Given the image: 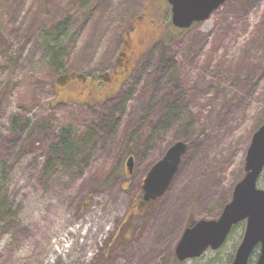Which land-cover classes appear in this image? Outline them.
<instances>
[{
  "label": "rangeland",
  "instance_id": "obj_1",
  "mask_svg": "<svg viewBox=\"0 0 264 264\" xmlns=\"http://www.w3.org/2000/svg\"><path fill=\"white\" fill-rule=\"evenodd\" d=\"M67 17L72 76L53 85L40 32ZM126 36L135 52L114 77ZM263 119L264 0H225L182 31L165 0H0V264H44L71 227L92 234L70 240L72 264H230L244 224L198 259L179 263L175 247L189 222L219 218ZM66 127L63 156L51 147ZM178 142L168 190L139 209L146 173Z\"/></svg>",
  "mask_w": 264,
  "mask_h": 264
},
{
  "label": "water",
  "instance_id": "obj_2",
  "mask_svg": "<svg viewBox=\"0 0 264 264\" xmlns=\"http://www.w3.org/2000/svg\"><path fill=\"white\" fill-rule=\"evenodd\" d=\"M170 6L171 23L181 30L194 23L206 21L225 0H166ZM189 146L175 143L156 162L142 182V209L162 197L178 172L181 159ZM133 159L127 161L131 172ZM264 169V119L252 136L246 152L244 176L235 185L231 201L223 208L217 220H201L186 228L175 247L178 262L201 257L208 249L217 251L226 241L233 226L245 221V232L231 264H247L252 251L259 246L256 264H264V190L257 181Z\"/></svg>",
  "mask_w": 264,
  "mask_h": 264
},
{
  "label": "trees",
  "instance_id": "obj_3",
  "mask_svg": "<svg viewBox=\"0 0 264 264\" xmlns=\"http://www.w3.org/2000/svg\"><path fill=\"white\" fill-rule=\"evenodd\" d=\"M140 27V29H139ZM130 29H132L133 35L135 33H139L141 31V24L139 21L130 26ZM71 18L67 17L65 19H61L58 22L51 24L48 26L46 29H43L40 32V37L43 40V47L45 50V56H46V63H47V68L51 72L59 73L55 77V81L53 85H61L62 82L67 81L68 79L71 78V74L67 72V70L64 69V58L66 57L67 54V49L69 48L70 43L72 42L73 39V33L71 31ZM124 34H127V31H125ZM132 37V36H131ZM132 39L128 40V45L125 44V47L123 49L128 52L127 58L124 56L122 57V53L124 50L122 49L119 53V56L116 59V64H115V70H119L117 73L120 75L123 69H120L119 65L127 64L129 61L132 59L131 54L133 55L134 48L133 47L134 43ZM129 49V50H128ZM125 78V77H124ZM127 78V76H126ZM125 78V80H126ZM124 80V79H123ZM122 80V82H124ZM57 103V102H56ZM71 129L70 127L63 128L61 130V135L58 139V142L56 143V146H52L51 150L54 151L56 147H59L63 156L68 154V151L71 148ZM264 171V170H263ZM263 173V172H262ZM262 175V174H261ZM110 176H106V179L104 181H108ZM6 173L4 171V163L0 161V210L3 207V201L5 199V193H6ZM261 178V176H260ZM259 178V180H260ZM149 204L148 207H150ZM193 222H189L187 224V227L192 225Z\"/></svg>",
  "mask_w": 264,
  "mask_h": 264
},
{
  "label": "bare ground",
  "instance_id": "obj_4",
  "mask_svg": "<svg viewBox=\"0 0 264 264\" xmlns=\"http://www.w3.org/2000/svg\"><path fill=\"white\" fill-rule=\"evenodd\" d=\"M89 229L86 228V230L81 234L80 233V228L79 227H71L70 229H67L66 234L63 236L60 241H57V248H54L53 251H51V256L49 259L45 261L44 264H54L56 260L61 259L62 261L65 260L66 264H72L71 261L69 260V254L70 251L72 250V247L74 246V242L70 241L73 237H76V235H79L82 237V239H88L92 236V234H89ZM62 243H68V246H63ZM87 241H85V244L82 243L81 250L79 252H83L87 248ZM79 247V246H78ZM63 263V264H65Z\"/></svg>",
  "mask_w": 264,
  "mask_h": 264
},
{
  "label": "flooded vegetation",
  "instance_id": "obj_5",
  "mask_svg": "<svg viewBox=\"0 0 264 264\" xmlns=\"http://www.w3.org/2000/svg\"><path fill=\"white\" fill-rule=\"evenodd\" d=\"M81 82H86V80H84V79H81ZM256 260H257V257L255 258V262H254V264L256 263Z\"/></svg>",
  "mask_w": 264,
  "mask_h": 264
}]
</instances>
